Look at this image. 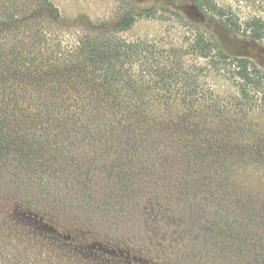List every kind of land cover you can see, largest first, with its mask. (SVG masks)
Masks as SVG:
<instances>
[{
    "label": "trees",
    "instance_id": "trees-1",
    "mask_svg": "<svg viewBox=\"0 0 264 264\" xmlns=\"http://www.w3.org/2000/svg\"><path fill=\"white\" fill-rule=\"evenodd\" d=\"M38 5L49 21L32 0H0V186L28 173L108 188V206L118 190L126 204L191 202L208 242L239 235L234 252L254 245L264 264V15L223 0H155L117 20ZM143 22L177 26L126 36ZM66 228L64 258L91 264Z\"/></svg>",
    "mask_w": 264,
    "mask_h": 264
},
{
    "label": "rangeland",
    "instance_id": "rangeland-1",
    "mask_svg": "<svg viewBox=\"0 0 264 264\" xmlns=\"http://www.w3.org/2000/svg\"><path fill=\"white\" fill-rule=\"evenodd\" d=\"M234 6L244 20L254 14L264 15V0H223ZM47 21L49 13L39 8ZM155 0H56L65 14L84 13L91 18L117 20L126 13L142 7L152 8ZM177 23L143 22L126 33L128 38L154 36ZM13 181L14 183L10 182ZM28 173L7 174L4 180L12 186H0V264H74L64 258L69 243L60 230H77L86 245L87 262L96 264H252L258 249L252 245L246 257H240L239 235L220 237L217 234L208 242L204 238L199 216L190 212L191 202L174 199L172 202H124L118 190L117 200L107 205L105 200L113 192L108 188L95 191L84 183L69 189L64 183L68 178L55 180L54 188H43ZM52 180V175L47 176ZM77 179V178H76ZM191 179V178H190ZM21 184V185H18ZM79 186V188H78ZM78 188V189H77ZM160 199L165 191L158 187ZM157 189L153 188V191ZM49 191V195L44 194ZM191 203V204H190ZM205 208L209 202H196ZM242 202H233L237 206ZM260 204V202H253ZM208 204V206L206 205ZM227 206L228 202H219ZM125 209H122V208ZM225 207L223 208L225 210ZM213 225L220 222L210 212ZM206 219V218H204ZM223 219L222 222L223 223ZM236 239V240H234ZM218 242V246L213 243ZM89 254V255H88ZM217 254L219 255L217 256ZM78 262V261H77Z\"/></svg>",
    "mask_w": 264,
    "mask_h": 264
}]
</instances>
